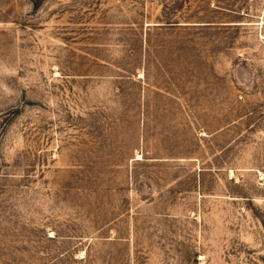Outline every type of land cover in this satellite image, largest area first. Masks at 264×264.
Returning <instances> with one entry per match:
<instances>
[{"label":"rangeland","instance_id":"1","mask_svg":"<svg viewBox=\"0 0 264 264\" xmlns=\"http://www.w3.org/2000/svg\"><path fill=\"white\" fill-rule=\"evenodd\" d=\"M0 264H264V0H0Z\"/></svg>","mask_w":264,"mask_h":264}]
</instances>
